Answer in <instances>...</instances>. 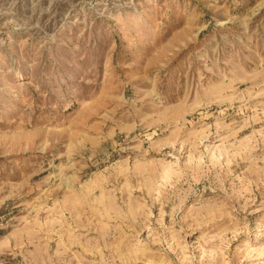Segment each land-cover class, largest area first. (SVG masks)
<instances>
[{"label":"rangeland","instance_id":"374dc122","mask_svg":"<svg viewBox=\"0 0 264 264\" xmlns=\"http://www.w3.org/2000/svg\"><path fill=\"white\" fill-rule=\"evenodd\" d=\"M0 264H264V0H0Z\"/></svg>","mask_w":264,"mask_h":264}]
</instances>
